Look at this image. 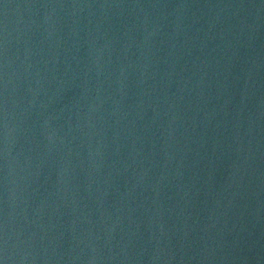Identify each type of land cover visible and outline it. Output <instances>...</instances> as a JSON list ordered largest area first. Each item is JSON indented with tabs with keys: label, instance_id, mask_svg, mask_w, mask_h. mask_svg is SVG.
<instances>
[{
	"label": "water",
	"instance_id": "obj_1",
	"mask_svg": "<svg viewBox=\"0 0 264 264\" xmlns=\"http://www.w3.org/2000/svg\"><path fill=\"white\" fill-rule=\"evenodd\" d=\"M0 264H264V0H0Z\"/></svg>",
	"mask_w": 264,
	"mask_h": 264
}]
</instances>
